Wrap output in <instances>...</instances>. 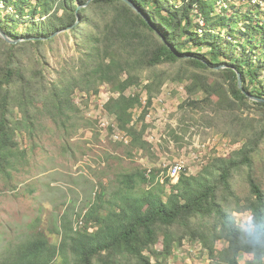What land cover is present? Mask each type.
I'll return each mask as SVG.
<instances>
[{
    "label": "trees",
    "instance_id": "trees-1",
    "mask_svg": "<svg viewBox=\"0 0 264 264\" xmlns=\"http://www.w3.org/2000/svg\"><path fill=\"white\" fill-rule=\"evenodd\" d=\"M34 1L0 0V29L16 40L0 35L1 177L9 178L19 160H26L19 131L50 119L64 135L72 134L80 118L74 93L97 96L102 84L118 92L110 95L103 110L130 137L128 151L150 150L144 137L146 115L168 80L186 82L188 96L179 105L186 114L196 113L199 123L224 130L234 143L243 140L230 155L213 157L200 173L182 172L164 198L163 189L152 188L124 195L119 208L106 215L94 213L97 204L91 206L83 230H75L70 245L62 246L65 264H122V259L165 264L185 236L199 241L218 264H240L244 253L264 264V101L249 96L264 99L260 2L249 0L248 7L228 11L224 6L217 10V0H131L140 13L127 0ZM62 29L73 34L80 55L72 68L62 67L59 77L49 80L43 46ZM144 72L145 102L139 92L126 93L140 85ZM136 108L141 110L134 120ZM113 129L109 126L108 132ZM159 172L153 169L147 177L141 169L121 181L132 191L137 184L156 181ZM236 175L248 185L245 196L237 194ZM235 210L255 212V220L244 228L236 222ZM90 221L97 225L94 232L87 231ZM160 237L162 250H156ZM219 239L226 246L217 250ZM59 251L37 234L0 264H52Z\"/></svg>",
    "mask_w": 264,
    "mask_h": 264
},
{
    "label": "rangeland",
    "instance_id": "rangeland-1",
    "mask_svg": "<svg viewBox=\"0 0 264 264\" xmlns=\"http://www.w3.org/2000/svg\"><path fill=\"white\" fill-rule=\"evenodd\" d=\"M258 2L264 8V0ZM31 3L35 1L31 0ZM248 3L249 0H217V10L221 6L228 11L238 6L246 8ZM52 36H56L55 40L43 46L47 54L44 68L49 80L58 78L62 67L75 65L80 55L69 29H62ZM146 75L147 72L142 74L140 85L126 90V93H141L143 102L147 97L144 89ZM185 86V81L168 80L153 99L145 119L149 124L144 135L151 145L149 151H128L127 145L114 141L110 132L101 128L99 119L106 113L100 103L112 92L108 84L100 86L97 96L84 91L74 93L80 118L72 134L64 135L65 130L50 119L38 120L32 129L19 131V143L26 150V160H19L9 178L0 176V262L7 260L16 246L41 234L50 244L63 250L58 252L52 264H65V248L62 246L70 245L71 237L77 236L75 230H83L84 215L95 204L94 213L106 215L113 208H119L124 195L153 188L156 191L163 189L164 198L171 191L172 181H176L167 182L165 179L163 183L137 184L129 191L121 181L125 174L148 168L161 169L163 163L182 160L185 163L183 172L196 175L213 157L228 156L239 148L243 140L234 143L232 136L224 130H211L199 123L201 120L196 113L190 111L186 114L179 107L188 96ZM140 110H134V120L139 117ZM262 148L264 153V144ZM235 188L241 196L248 194V185L239 175L235 176ZM100 193L103 194L101 199L96 200ZM248 212L233 211L236 222L244 228L250 225L246 219ZM96 229L97 225L90 221L87 231ZM181 242L174 245L165 264H218L199 241L185 236ZM162 245L160 237L154 249L162 250ZM225 246L222 239L216 240L217 250ZM125 260L122 259V264H137L134 259L131 262ZM151 260L154 262V257ZM252 260V254L244 253L240 264H256Z\"/></svg>",
    "mask_w": 264,
    "mask_h": 264
},
{
    "label": "built area",
    "instance_id": "built-area-1",
    "mask_svg": "<svg viewBox=\"0 0 264 264\" xmlns=\"http://www.w3.org/2000/svg\"><path fill=\"white\" fill-rule=\"evenodd\" d=\"M251 2L256 3L258 2V0H251ZM200 22L202 23V21ZM112 94L118 95V92H115V93L109 92V95L107 96V98L100 103L101 109H103L104 103L109 99L110 95ZM99 120H100L101 128H103V130L106 132H108L109 126L114 127L112 133L110 134L113 140L121 141L125 145L130 142V137L125 132L119 130L116 127L114 116H111L109 114H104V116L101 117ZM184 168H185V163L182 160L176 161L172 164L163 163L161 166L160 172L157 175L156 181H160L163 183L166 178H169V180L171 181L176 180V181H172L173 183H176L181 173L183 172ZM151 171H152L151 168H148L146 170L147 177H149V175L151 174Z\"/></svg>",
    "mask_w": 264,
    "mask_h": 264
},
{
    "label": "water",
    "instance_id": "water-1",
    "mask_svg": "<svg viewBox=\"0 0 264 264\" xmlns=\"http://www.w3.org/2000/svg\"><path fill=\"white\" fill-rule=\"evenodd\" d=\"M128 3L135 9L137 10L138 12L141 13V11L139 10V8L131 1V0H127ZM0 35L5 38L6 40H8L9 42H16V40H12L6 33H4L1 29H0ZM238 84L239 86H242V81H241V76L240 74L238 73ZM253 100H258V101H264L263 98H257L255 96H251L249 95Z\"/></svg>",
    "mask_w": 264,
    "mask_h": 264
},
{
    "label": "clouds",
    "instance_id": "clouds-1",
    "mask_svg": "<svg viewBox=\"0 0 264 264\" xmlns=\"http://www.w3.org/2000/svg\"><path fill=\"white\" fill-rule=\"evenodd\" d=\"M255 216H256V213H255V212L250 211V212L247 213V217H246V219H247V221H248V223H249L250 225H251L252 222L255 220Z\"/></svg>",
    "mask_w": 264,
    "mask_h": 264
}]
</instances>
